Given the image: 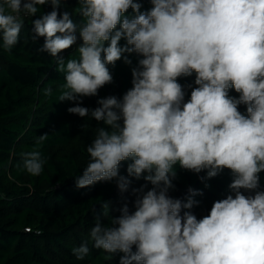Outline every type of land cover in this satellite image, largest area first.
<instances>
[{
    "label": "clouds",
    "instance_id": "9594fccd",
    "mask_svg": "<svg viewBox=\"0 0 264 264\" xmlns=\"http://www.w3.org/2000/svg\"><path fill=\"white\" fill-rule=\"evenodd\" d=\"M149 2L141 11L140 0H77L81 20L75 22L68 10L60 12L62 0H2L0 46L10 53L18 44L21 13H40L31 39L44 38L39 51L64 74L58 101H73L70 114L102 123L87 146L90 160L77 188L115 180L124 193L129 177L146 181L132 189L134 211L124 204L121 215L103 224L110 205L102 204L90 231L95 249L111 259L121 253L119 264H264V0ZM49 4L51 11L41 12ZM77 32L79 57L65 60L60 53L76 45ZM132 54L141 58L122 99L110 95L93 109L82 106L81 98L113 83L107 65L122 58L131 65ZM193 73L186 100L178 78ZM48 136L34 137L36 147L21 153L32 176L43 171L38 148ZM124 161H130L127 176L120 174ZM177 168L206 172L208 179L228 169L232 194L198 219L190 209L202 193L189 188L186 202L169 195ZM89 253L87 242L72 249L77 260Z\"/></svg>",
    "mask_w": 264,
    "mask_h": 264
},
{
    "label": "trees",
    "instance_id": "16d2710c",
    "mask_svg": "<svg viewBox=\"0 0 264 264\" xmlns=\"http://www.w3.org/2000/svg\"><path fill=\"white\" fill-rule=\"evenodd\" d=\"M140 2L141 11L152 7L149 0ZM78 7L77 0H62L60 12L68 10L74 21L79 22ZM49 11L50 4L41 7V12ZM39 16L40 13L34 17L21 13L23 27L18 44L10 53L0 46V264H119L122 254L106 258L107 253L93 247L90 231L95 217L104 212V202L110 207L103 224H108L110 216L121 215L124 204L134 211L136 196L132 189L146 181L129 177L132 182L124 193L119 191L115 180L76 187V177L82 175L90 160L87 146L103 125L90 117L70 114L67 109L75 106V102L58 101L61 85L65 83L64 74L56 71L54 58L39 51L44 38L38 37L35 42L31 39L32 19ZM77 37L76 45L60 53L65 60L79 57L77 47L82 40L78 32ZM125 43L120 41L121 46ZM140 58L132 54L131 65L125 64L123 58L114 66L107 65L113 83L102 87L98 96L81 98L82 106L93 109L98 106V99L110 95L122 99L132 87L131 69ZM194 80L195 73L178 78L186 100L191 91L188 86L195 87ZM47 88L52 89L50 96L45 94ZM229 94L238 96L234 90ZM239 110L246 114L244 105ZM43 134L49 136L38 150L46 163L39 176H32L22 167L21 153L32 151L36 147L34 137ZM128 163H121V175L127 176ZM232 179L228 169L208 179L206 172L194 174L177 168L175 187L169 195L186 202L189 188L202 193L192 197L199 203L190 209L200 219L210 212L214 201L232 194L228 187ZM260 184L264 190V172L260 173ZM85 242L90 253L85 259L77 260L72 249Z\"/></svg>",
    "mask_w": 264,
    "mask_h": 264
}]
</instances>
